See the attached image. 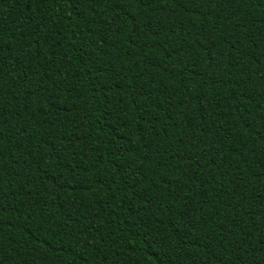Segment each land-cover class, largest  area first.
<instances>
[{
	"label": "trees",
	"instance_id": "16d2710c",
	"mask_svg": "<svg viewBox=\"0 0 264 264\" xmlns=\"http://www.w3.org/2000/svg\"><path fill=\"white\" fill-rule=\"evenodd\" d=\"M0 264H264V0H0Z\"/></svg>",
	"mask_w": 264,
	"mask_h": 264
}]
</instances>
